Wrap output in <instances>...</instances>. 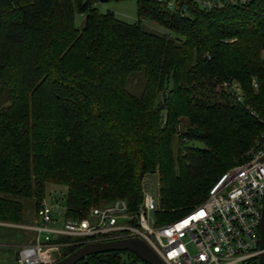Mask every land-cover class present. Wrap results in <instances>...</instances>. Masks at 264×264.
Instances as JSON below:
<instances>
[{"label": "trees", "instance_id": "trees-1", "mask_svg": "<svg viewBox=\"0 0 264 264\" xmlns=\"http://www.w3.org/2000/svg\"><path fill=\"white\" fill-rule=\"evenodd\" d=\"M100 1L0 0V222H23L20 198L38 213L50 185L66 188V218L118 199L136 213L148 175L157 225L177 221L264 129V0H135V23ZM73 239L63 257L91 242ZM138 262L121 251L77 264Z\"/></svg>", "mask_w": 264, "mask_h": 264}, {"label": "built area", "instance_id": "built-area-1", "mask_svg": "<svg viewBox=\"0 0 264 264\" xmlns=\"http://www.w3.org/2000/svg\"><path fill=\"white\" fill-rule=\"evenodd\" d=\"M201 4L215 5L208 1ZM231 91L237 92V100L242 102L241 88L234 85ZM247 156L244 163L222 175L200 206L164 225L156 223L158 201L151 189L145 190L136 213L129 212L127 202L118 199L94 207L84 219L66 218L67 207L59 199L55 203L44 200L35 222L28 227L34 232V239L20 247L16 264H53L63 258L67 248L77 244L73 241L77 237L90 241L139 237L166 264H259L264 129ZM55 212L61 214L59 226L52 225ZM59 237L71 240L59 241Z\"/></svg>", "mask_w": 264, "mask_h": 264}, {"label": "rangeland", "instance_id": "rangeland-1", "mask_svg": "<svg viewBox=\"0 0 264 264\" xmlns=\"http://www.w3.org/2000/svg\"><path fill=\"white\" fill-rule=\"evenodd\" d=\"M208 2H212V0H207ZM97 6L102 11L111 10L115 13L116 17L122 21L127 23H135L138 20V7L135 0H124V1H114V0H102L97 3ZM76 25L78 28H82L84 25V16L77 15L76 16ZM154 24L152 27L154 29ZM149 27V26H148ZM150 28V27H149ZM146 84V77L143 72L133 73L128 80V89L133 92L135 95L140 96L143 93ZM255 87L258 84L254 83ZM237 85V84H236ZM242 95V90L239 93ZM163 107V106H162ZM194 145L202 146L203 144L195 142ZM236 167V166H234ZM234 167L228 169L223 174H221L216 182L228 171L232 170ZM155 175H148L145 177L144 188L151 189L155 194L159 193V185ZM214 182V184L216 183ZM66 188L61 186H48L47 197L45 198L48 203H55L56 199L63 197ZM25 206L24 210V220L22 223H7L11 225H2L0 224V264H16L15 256L19 251L21 245L28 244L33 239V231L28 227L31 226L37 217V212L35 209V205L33 199L28 198H20ZM61 203V199L58 201ZM58 212H55V214ZM54 214V215H55ZM61 215L59 214L58 219H60ZM171 222V221H170ZM168 223V222H166ZM61 224L58 223V225ZM164 225V224H163ZM190 251L192 253L195 252V248L191 245ZM138 264H144L143 262H138Z\"/></svg>", "mask_w": 264, "mask_h": 264}, {"label": "water", "instance_id": "water-1", "mask_svg": "<svg viewBox=\"0 0 264 264\" xmlns=\"http://www.w3.org/2000/svg\"><path fill=\"white\" fill-rule=\"evenodd\" d=\"M260 248L262 252L259 256V264H264V206L260 227ZM121 251L133 253L145 264H166L162 258L139 237L91 241L53 264H77L79 261L92 255Z\"/></svg>", "mask_w": 264, "mask_h": 264}, {"label": "crops", "instance_id": "crops-1", "mask_svg": "<svg viewBox=\"0 0 264 264\" xmlns=\"http://www.w3.org/2000/svg\"><path fill=\"white\" fill-rule=\"evenodd\" d=\"M59 214L60 213H56L55 215H54V222H53V224L52 225H54V226H59L58 225V223H60V220L58 219V217H59ZM61 215V214H60ZM9 225H11V224H9ZM11 226H13V225H11ZM33 233V239H34V232H32ZM33 239L30 241V242H32L33 241ZM29 242V243H30ZM24 245V244H23ZM22 246V245H21ZM18 253V252H17ZM16 253V254H17Z\"/></svg>", "mask_w": 264, "mask_h": 264}]
</instances>
